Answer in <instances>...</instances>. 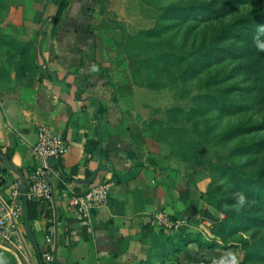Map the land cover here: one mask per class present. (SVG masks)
<instances>
[{
	"label": "crops",
	"instance_id": "0c3cea01",
	"mask_svg": "<svg viewBox=\"0 0 264 264\" xmlns=\"http://www.w3.org/2000/svg\"><path fill=\"white\" fill-rule=\"evenodd\" d=\"M43 1L49 4L36 10L41 22L4 28L9 35L0 41V197L9 200L17 185L26 189L39 163L33 149L41 130L69 144L50 176L54 201H41L51 216L43 212L27 226L23 199L24 230L37 255L53 252L57 264H197L236 256L238 248L221 240L225 234L211 238L200 229L201 194L188 197L173 184L162 144L112 100L94 59L88 0H67L57 22L58 0ZM105 182L112 184L108 203L82 219L68 197ZM161 212L186 221L181 228L200 241L174 246L169 237L181 228H162Z\"/></svg>",
	"mask_w": 264,
	"mask_h": 264
},
{
	"label": "rangeland",
	"instance_id": "374dc122",
	"mask_svg": "<svg viewBox=\"0 0 264 264\" xmlns=\"http://www.w3.org/2000/svg\"><path fill=\"white\" fill-rule=\"evenodd\" d=\"M251 2L88 0L85 9L97 32L94 59L112 100L128 121L162 144L173 184L188 197L201 194L202 232L211 238L225 234L224 244L238 248L236 256L216 257L264 264V147L255 146V134L224 136L234 120L221 119L213 100L215 34L222 21L264 13V0ZM48 4L0 0V41L9 35L4 28L41 22L36 10ZM201 5L233 13L218 20L211 11L191 8ZM20 224L18 234L0 231V264H41L23 219Z\"/></svg>",
	"mask_w": 264,
	"mask_h": 264
},
{
	"label": "trees",
	"instance_id": "16d2710c",
	"mask_svg": "<svg viewBox=\"0 0 264 264\" xmlns=\"http://www.w3.org/2000/svg\"><path fill=\"white\" fill-rule=\"evenodd\" d=\"M263 1V0H248ZM68 6L67 0H58L55 21H59ZM194 11H211L218 20L226 18L230 9L211 8L204 5L191 7ZM228 12V13H227ZM227 13V15H224ZM204 19V17L202 16ZM220 30L215 34V57L218 64L214 75V104L221 119L230 117L233 125L224 132V136L236 137L243 134L258 136L255 146L264 147V53H258L252 36L257 25H264V13L253 12L221 22ZM233 61V65L227 63ZM92 143V142H90ZM28 223L51 211L44 203L36 199H25ZM174 246L200 241V236L187 233L185 228L169 237ZM40 262L45 264L40 253Z\"/></svg>",
	"mask_w": 264,
	"mask_h": 264
},
{
	"label": "built area",
	"instance_id": "2783aa9c",
	"mask_svg": "<svg viewBox=\"0 0 264 264\" xmlns=\"http://www.w3.org/2000/svg\"><path fill=\"white\" fill-rule=\"evenodd\" d=\"M68 142L61 136L51 135L47 130H41L39 140L34 146V154L39 163L27 181L24 192L21 185H17L9 200L5 201L0 197V231L4 236H10L13 232L20 231V219L23 217V199H36L39 201L53 202L55 191L50 176L56 170V164L67 153ZM112 184L109 182L100 183L90 191L82 195H71L68 197V204L76 210L82 219L88 218L91 213L105 206L110 197ZM157 223L167 230L178 229L186 225V221L173 220L167 213L161 212L156 215ZM210 224V223H207ZM52 237L48 238L51 241ZM45 264H57L53 252L46 251L42 254ZM197 264H240L236 260L224 257H213L204 259Z\"/></svg>",
	"mask_w": 264,
	"mask_h": 264
},
{
	"label": "clouds",
	"instance_id": "9594fccd",
	"mask_svg": "<svg viewBox=\"0 0 264 264\" xmlns=\"http://www.w3.org/2000/svg\"><path fill=\"white\" fill-rule=\"evenodd\" d=\"M254 47L258 53H264V25H257L252 36ZM244 203L243 197L240 199V204Z\"/></svg>",
	"mask_w": 264,
	"mask_h": 264
},
{
	"label": "water",
	"instance_id": "95a60500",
	"mask_svg": "<svg viewBox=\"0 0 264 264\" xmlns=\"http://www.w3.org/2000/svg\"><path fill=\"white\" fill-rule=\"evenodd\" d=\"M24 192H25V185H24ZM27 224V223H26Z\"/></svg>",
	"mask_w": 264,
	"mask_h": 264
}]
</instances>
